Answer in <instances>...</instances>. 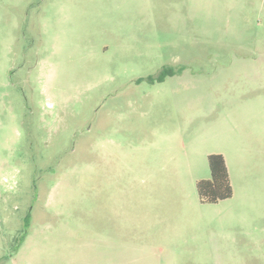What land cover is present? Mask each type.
Here are the masks:
<instances>
[{
	"label": "rangeland",
	"instance_id": "rangeland-1",
	"mask_svg": "<svg viewBox=\"0 0 264 264\" xmlns=\"http://www.w3.org/2000/svg\"><path fill=\"white\" fill-rule=\"evenodd\" d=\"M0 264H264V0H0Z\"/></svg>",
	"mask_w": 264,
	"mask_h": 264
},
{
	"label": "trees",
	"instance_id": "trees-1",
	"mask_svg": "<svg viewBox=\"0 0 264 264\" xmlns=\"http://www.w3.org/2000/svg\"><path fill=\"white\" fill-rule=\"evenodd\" d=\"M169 74L168 69L163 70L160 80L163 81ZM208 161L211 179L197 183L200 200L204 203L216 204L232 198L234 190L224 156L213 154L208 157Z\"/></svg>",
	"mask_w": 264,
	"mask_h": 264
},
{
	"label": "crops",
	"instance_id": "crops-1",
	"mask_svg": "<svg viewBox=\"0 0 264 264\" xmlns=\"http://www.w3.org/2000/svg\"><path fill=\"white\" fill-rule=\"evenodd\" d=\"M221 155H222V154H221ZM223 156H224V155H223ZM224 158H225V161H226L227 167H228V169H229L227 158H226L225 156H224ZM229 173H230V170H229ZM230 177H231V173H230ZM231 182H232V179H231Z\"/></svg>",
	"mask_w": 264,
	"mask_h": 264
}]
</instances>
